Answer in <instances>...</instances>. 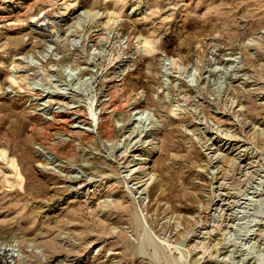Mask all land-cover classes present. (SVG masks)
<instances>
[{
  "label": "rangeland",
  "instance_id": "rangeland-1",
  "mask_svg": "<svg viewBox=\"0 0 264 264\" xmlns=\"http://www.w3.org/2000/svg\"><path fill=\"white\" fill-rule=\"evenodd\" d=\"M0 155V264H264V0H0Z\"/></svg>",
  "mask_w": 264,
  "mask_h": 264
},
{
  "label": "bare ground",
  "instance_id": "bare-ground-1",
  "mask_svg": "<svg viewBox=\"0 0 264 264\" xmlns=\"http://www.w3.org/2000/svg\"><path fill=\"white\" fill-rule=\"evenodd\" d=\"M55 2V1H54ZM52 4V3H51ZM66 4V3H65ZM62 6V5H61ZM51 9V8H50ZM65 11H64V9H63V11H59V12H54V14L52 15L51 13H49L47 10L46 11H44V12H42V13H40V14H38L37 15V17L35 18V21H37L38 22V24H47L48 22H50V21H52L51 20V16L52 17H59V18H61V17H63L64 15H65ZM4 18V17H3ZM32 18H33V16H32ZM6 19V18H5ZM28 19V18H27ZM52 19H54V18H52ZM99 55V54H98ZM16 66V65H15ZM101 71H99L98 73H100ZM107 72V71H106ZM102 75H105V74H102ZM102 75H100V74H98L97 75V77H96V82H97V85L98 86H100V85H102L101 86V90H97L98 91V93L97 94H99V96L101 97V104H100V114L97 116L95 113H94V115H96V116H92V118H90L89 119V115H88V111H87V109H80V108H78V106H77V104L78 103H76V104H73L74 102H72V103H68L67 105H65L66 107L65 108H61V109H54L56 106H54V108H53V111H52V113H51V115L49 114V118H50V120L48 121L49 123H47V122H45V124L47 123V125H50L51 123H58L59 124V128L60 129H62V131H64L67 135H66V137H65V140H67L70 144H73V146H74V148H77L76 147V142H78V144L80 143H85V142H87L88 140H91L92 138H95V137H102V138H104V137H110L111 136V138H112V135H111V127L110 126H112V128H113V125H111V121H109V119H110V117L112 116V115H114L115 113H117L118 111H125V110H131V111H129V112H131V113H134V112H137L138 111V109L137 108H139V106H140V104H139V101H138V99L136 98V96H135V99L133 100L132 98L134 97V95H133V97L131 98L133 101H130V100H128V99H126V101H123L122 99H120V95L118 96V94L116 95V96H118L119 98V100L117 101L116 99H115V97L116 96H114V92L113 91H110V86H109V84L112 82L113 83V81L116 79L115 77H113V76H106V77H103ZM91 78H93V76L91 77ZM8 79V78H7ZM49 79V78H48ZM94 79V78H93ZM50 80V79H49ZM89 81V80H88ZM92 81V80H91ZM91 81H90V83H91ZM48 82H51V80L50 81H48ZM53 83V82H52ZM93 83V82H92ZM95 83V82H94ZM106 83L108 84V87H106L105 85H106ZM54 84V83H53ZM52 84V85H53ZM56 84V83H55ZM100 84V85H99ZM58 85V84H57ZM69 85V84H68ZM68 85L66 86V87H68ZM89 85V84H88ZM90 85H93V84H90ZM69 86H71V85H69ZM85 86H87V85H85ZM97 86V87H98ZM16 87V86H15ZM72 87V86H71ZM70 87V88H71ZM75 87V86H74ZM73 87V88H74ZM78 87H79V85H78ZM78 87H77V89H74V90H79L78 89ZM84 87V86H83ZM83 87H81V88H83ZM76 88V87H75ZM92 88H93V86H92ZM96 87H94V89H95ZM57 89V88H56ZM58 89H59V86H58ZM67 89H69V88H67ZM87 89H88V87H87ZM96 89H98V88H96ZM121 89H122V87H121ZM88 90H90V89H88ZM88 90H85V91H87L88 92ZM93 90V89H92ZM117 90V89H116ZM123 90V89H122ZM122 90H120L121 92H122ZM61 91V90H60ZM68 91H70L71 92V90H68ZM80 91V90H79ZM82 91V90H81ZM83 91H84V89H83ZM95 91V90H94ZM96 91V92H97ZM117 91H119V90H117ZM50 92V91H49ZM62 92V91H61ZM70 92H68V93H70ZM74 92V91H73ZM51 93V92H50ZM65 93V92H64ZM67 93V92H66ZM85 93V95H86V92H84ZM84 93H83V95H84ZM89 93H90V91H89ZM53 94V93H52ZM72 94V93H71ZM93 94V93H92ZM138 94V93H137ZM136 94V95H137ZM56 95V94H55ZM74 95H76V94H74ZM90 95V94H89ZM94 95V94H93ZM122 95V94H121ZM96 96V95H95ZM38 97V96H37ZM76 97V96H75ZM88 98L90 97V96H87ZM138 97V96H137ZM68 98H70V97H68ZM78 98H80L81 99V97H78ZM123 98H124V96H123ZM139 98V97H138ZM146 98V97H145ZM56 98H53V100H55ZM77 99V98H76ZM90 99V98H89ZM124 99V100H125ZM142 99V98H141ZM57 100H59V98L57 99ZM56 100V101H57ZM73 100V99H72ZM93 100V99H92ZM70 101V100H69ZM89 101V100H88ZM43 102V101H42ZM52 102V101H51ZM57 102H60V101H57ZM63 102H65L64 100H63ZM67 102V101H66ZM80 102V101H79ZM147 102V101H146ZM55 103V102H54ZM81 103V102H80ZM91 103V102H90ZM92 103H93V101H92ZM92 103L90 104V105H92ZM96 104H97V102H95ZM141 103V102H140ZM52 104H53V102H52ZM61 104H63V103H61ZM82 104V103H81ZM84 104V103H83ZM86 104H88V102L86 103ZM142 104V103H141ZM89 105V106H90ZM95 105V104H94ZM93 105V106H94ZM63 106H64V104H63ZM84 106V105H83ZM44 107V106H43ZM87 107V106H86ZM90 107H92V106H90ZM98 108V109H99ZM145 108V107H144ZM142 109V108H141ZM93 109L91 108V111H92ZM89 111H90V108H89ZM96 112V111H95ZM93 113V112H92ZM125 113H127V112H125ZM139 113V112H138ZM47 115V114H46ZM91 115V114H90ZM93 115V114H92ZM128 115H129V113H128ZM136 117V116H135ZM48 118V119H49ZM138 118V117H137ZM125 119V118H124ZM135 119V118H134ZM126 120V119H125ZM86 121H89L90 123H91V127L89 128V127H85V125L83 126V124L86 122ZM127 121H129V119L127 120ZM124 123H125V121H123ZM122 122V123H123ZM52 124V125H53ZM87 124V123H86ZM34 125H36V124H34ZM57 125V124H56ZM129 125V124H128ZM30 126H32V125H30ZM46 126V125H45ZM90 126V125H89ZM55 127V126H54ZM57 127V126H56ZM83 127H85V128H83ZM30 128V127H29ZM40 128V127H39ZM48 128V127H47ZM59 128H58V131H59ZM33 130H32V132H33V134H34V130L36 131V127H34V128H32ZM41 129V128H40ZM48 130V129H47ZM57 130V129H56ZM135 130H136V128H135ZM31 131V130H30ZM29 131V132H30ZM41 131V130H40ZM44 131V130H43ZM132 131H130V133H131ZM51 133V132H50ZM64 133V134H65ZM148 133V132H147ZM32 134V133H31ZM49 134V133H48ZM56 134V133H55ZM58 134V133H57ZM133 134H134V132H133ZM50 135V134H49ZM129 135V134H128ZM135 135V134H134ZM140 135V134H139ZM51 136V135H50ZM60 136V135H59ZM49 137V136H48ZM57 137V136H56ZM62 137V136H61ZM61 137H59V138H61ZM140 138H141V135L139 136ZM52 138V137H51ZM54 138V137H53ZM127 138H129V137H127ZM132 138V137H131ZM134 138V137H133ZM138 138V137H137ZM99 139V138H98ZM121 139V138H120ZM123 139V138H122ZM125 139V138H124ZM49 140V139H48ZM58 141L60 140V139H57ZM109 140H110V138L107 140L108 142H109ZM114 140V139H113ZM112 140V141H113ZM126 140V139H125ZM137 140V139H136ZM53 141H56V140H53ZM104 141H105V139H104ZM116 141V140H115ZM114 141V142H115ZM120 142H122V140H119ZM131 141V140H130ZM138 141V140H137ZM52 142V141H51ZM108 142H105V144L104 145H106ZM125 142V141H124ZM42 144H43V147L45 146L47 149H49L50 151H54V149H53V145L51 144L50 145V141L48 142V141H45V140H43L42 142H41ZM62 143H64L63 141H62ZM61 143V144H62ZM102 144L104 143V142H101ZM123 143V142H122ZM60 144V143H59ZM79 144V145H80ZM115 144H116V142H115ZM117 144H119L118 142H117ZM58 145V144H57ZM111 145V144H110ZM78 146V145H77ZM115 146V145H114ZM58 147V146H57ZM80 147H81V149H82V146L80 145ZM84 148V147H83ZM112 148V147H111ZM117 148V147H116ZM78 149V148H77ZM76 149V150H77ZM45 150V149H44ZM114 150V149H113ZM78 151V150H77ZM76 151V152H77ZM80 151V150H79ZM47 152V151H46ZM83 152V151H82ZM86 152V151H85ZM125 153H127V152H125ZM54 154V153H53ZM56 154V153H55ZM58 154V153H57ZM121 154H122V152H121ZM120 154V155H121ZM117 155H119V154H117ZM1 156V155H0ZM57 156V155H56ZM126 156V155H125ZM136 156V155H135ZM2 157V156H1ZM1 157H0V160H1ZM52 157V156H51ZM46 158V157H45ZM125 158V157H124ZM3 160H4V158H3ZM1 162H3V161H1ZM4 164V163H3ZM1 166H3L2 165V163L0 164V167ZM5 166V165H4ZM3 166V167H4ZM6 167H7V165H6ZM127 168V167H126ZM2 169V168H1ZM5 170V169H4ZM143 171V170H142ZM83 174V173H82ZM140 175V174H139ZM76 176V175H75ZM74 176V177H75ZM82 176V175H81ZM80 176V177H81ZM70 177V176H69ZM85 177V176H84ZM84 177H82V178H84ZM88 177V176H87ZM139 177V176H138ZM72 178V177H71ZM86 178V177H85ZM75 179V178H74ZM77 179H79V178H77ZM92 179V178H91ZM129 179V178H128ZM142 179V178H141ZM80 180V179H79ZM89 180V179H88ZM75 181V180H74ZM82 182V181H81ZM84 182V181H83ZM86 182V181H85ZM137 182V181H136ZM140 182H141V180H140ZM139 182V183H140ZM78 184H79V186L80 185H82L81 183H79L78 182ZM69 185V184H68ZM84 185V184H83ZM78 188V187H77ZM147 188V187H146ZM137 189V188H136ZM58 201V200H57ZM58 204V203H57ZM51 206H53V205H51ZM50 206V207H51ZM0 254H1V252H0ZM3 254V253H2ZM0 259H2V258H0Z\"/></svg>",
  "mask_w": 264,
  "mask_h": 264
}]
</instances>
